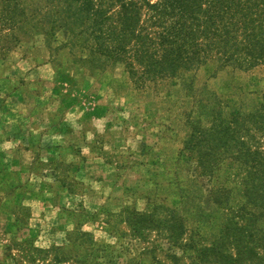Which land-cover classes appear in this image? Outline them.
<instances>
[{
    "label": "rangeland",
    "instance_id": "rangeland-1",
    "mask_svg": "<svg viewBox=\"0 0 264 264\" xmlns=\"http://www.w3.org/2000/svg\"><path fill=\"white\" fill-rule=\"evenodd\" d=\"M6 31L0 30V94L16 90L34 101L45 131L63 129L73 144L57 160H35V200L13 210L23 222L9 226L0 214V264H213L211 256L171 244L163 225L141 236L129 219L169 206L197 221L187 223L182 241L217 228L213 219L227 215V207L214 204L212 190L230 184L224 179L232 161L210 176L199 173L194 156L179 155L192 132L187 120L197 119L202 105H222L224 113L256 106L264 99V66L217 71L208 63L139 86L125 67L90 70L69 49L48 48L43 35L10 48ZM35 152L47 156L36 142ZM31 188L27 183L23 193ZM187 196L204 216L192 212L197 207ZM258 251L264 255V247ZM248 259L243 264H264V256Z\"/></svg>",
    "mask_w": 264,
    "mask_h": 264
},
{
    "label": "trees",
    "instance_id": "trees-1",
    "mask_svg": "<svg viewBox=\"0 0 264 264\" xmlns=\"http://www.w3.org/2000/svg\"><path fill=\"white\" fill-rule=\"evenodd\" d=\"M3 28L10 48L28 35H43L48 48L69 49L90 70L125 67L139 86L183 77L208 63L217 71L264 66V0H0ZM223 110L202 105L199 117L187 120L192 132L179 154L194 156L202 175L215 176L226 158L232 161L235 172L224 179L230 184L212 190L214 204L227 207V215L213 219L217 228L182 241L187 223L194 227L197 221L159 205L136 212L129 225L141 236L163 225L176 247L211 256L213 264H243L264 256L258 251L264 247V99L251 109ZM188 198L197 207L192 212L204 216L197 199ZM22 208L27 210L18 204L14 209ZM4 210L6 201L0 203ZM17 220L23 222L16 214Z\"/></svg>",
    "mask_w": 264,
    "mask_h": 264
},
{
    "label": "crops",
    "instance_id": "crops-1",
    "mask_svg": "<svg viewBox=\"0 0 264 264\" xmlns=\"http://www.w3.org/2000/svg\"><path fill=\"white\" fill-rule=\"evenodd\" d=\"M34 106V101L26 100L16 90L0 94V203L6 201V210L0 214H6L9 226L15 224L10 212L16 205H30L35 200V196H31L35 192V160H57L63 148L73 144L63 129L45 131V124H39L40 115L35 114ZM35 142L47 152V156L37 155ZM15 181L13 190L11 183ZM27 183L32 188L26 195L23 190Z\"/></svg>",
    "mask_w": 264,
    "mask_h": 264
}]
</instances>
